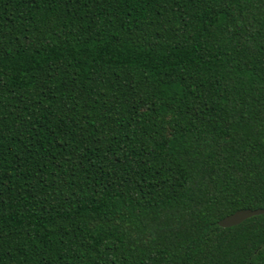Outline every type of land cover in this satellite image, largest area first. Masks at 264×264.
Here are the masks:
<instances>
[{
    "label": "trees",
    "instance_id": "1",
    "mask_svg": "<svg viewBox=\"0 0 264 264\" xmlns=\"http://www.w3.org/2000/svg\"><path fill=\"white\" fill-rule=\"evenodd\" d=\"M264 0H0V264H264Z\"/></svg>",
    "mask_w": 264,
    "mask_h": 264
},
{
    "label": "water",
    "instance_id": "2",
    "mask_svg": "<svg viewBox=\"0 0 264 264\" xmlns=\"http://www.w3.org/2000/svg\"><path fill=\"white\" fill-rule=\"evenodd\" d=\"M264 215V209H242L238 210L218 221L221 227H231L244 221L245 219L256 216Z\"/></svg>",
    "mask_w": 264,
    "mask_h": 264
}]
</instances>
